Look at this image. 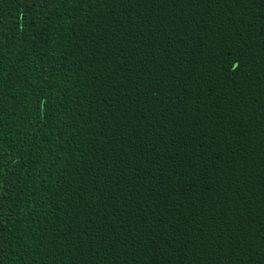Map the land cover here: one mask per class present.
I'll list each match as a JSON object with an SVG mask.
<instances>
[{
    "label": "trees",
    "instance_id": "obj_1",
    "mask_svg": "<svg viewBox=\"0 0 264 264\" xmlns=\"http://www.w3.org/2000/svg\"><path fill=\"white\" fill-rule=\"evenodd\" d=\"M0 264H264V0H0Z\"/></svg>",
    "mask_w": 264,
    "mask_h": 264
}]
</instances>
